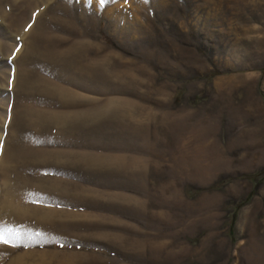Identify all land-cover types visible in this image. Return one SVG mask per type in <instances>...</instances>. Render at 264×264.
<instances>
[{
  "label": "rangeland",
  "instance_id": "obj_1",
  "mask_svg": "<svg viewBox=\"0 0 264 264\" xmlns=\"http://www.w3.org/2000/svg\"><path fill=\"white\" fill-rule=\"evenodd\" d=\"M0 264H264V0H0Z\"/></svg>",
  "mask_w": 264,
  "mask_h": 264
},
{
  "label": "snow or ice",
  "instance_id": "obj_2",
  "mask_svg": "<svg viewBox=\"0 0 264 264\" xmlns=\"http://www.w3.org/2000/svg\"><path fill=\"white\" fill-rule=\"evenodd\" d=\"M107 0H100V4L103 5ZM21 233L11 228H0V243L8 244L11 239H18Z\"/></svg>",
  "mask_w": 264,
  "mask_h": 264
}]
</instances>
